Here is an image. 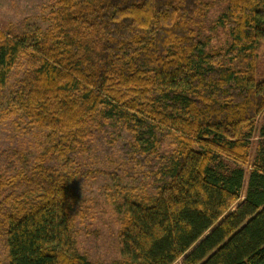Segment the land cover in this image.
<instances>
[{"label":"trees","instance_id":"obj_1","mask_svg":"<svg viewBox=\"0 0 264 264\" xmlns=\"http://www.w3.org/2000/svg\"><path fill=\"white\" fill-rule=\"evenodd\" d=\"M214 2L230 44L207 52L193 25ZM47 20L0 30V101L65 150L98 118L126 129L122 150L155 194L122 204L110 264H264L262 148L249 165L258 116L264 139V0H55ZM169 136L175 148L159 152ZM56 149L18 173L23 193L0 199L8 264H93L71 247L77 173L44 164Z\"/></svg>","mask_w":264,"mask_h":264},{"label":"rangeland","instance_id":"obj_2","mask_svg":"<svg viewBox=\"0 0 264 264\" xmlns=\"http://www.w3.org/2000/svg\"><path fill=\"white\" fill-rule=\"evenodd\" d=\"M54 6L55 0H0V30L22 34L35 28L45 29L48 14ZM222 13L223 3L214 2L203 18L196 19L193 25L198 39L208 41L207 52L225 50L230 44L229 27L219 24ZM21 66H17L11 76L9 89L18 79ZM255 71L256 80H264V42H258L256 46ZM261 123L262 117L258 116L254 138L250 142L249 165L260 148L264 157V139L258 135ZM90 130L68 149H62L46 132L30 126L10 111L7 100L2 99L0 199L11 193H23L24 185L16 181L18 173L56 147L55 156L45 159L44 164L62 172L77 173L73 188L78 200L72 211L70 228L72 250L93 264H110L121 260L118 234L123 218L122 204L145 200L153 197L155 192L142 164L134 160L132 154L123 152V144L128 143V132L121 124L98 118ZM175 144L174 136L165 137L158 151L169 152ZM245 187L246 184L243 194ZM2 211L0 207V213ZM0 264H8L5 238L1 233Z\"/></svg>","mask_w":264,"mask_h":264}]
</instances>
